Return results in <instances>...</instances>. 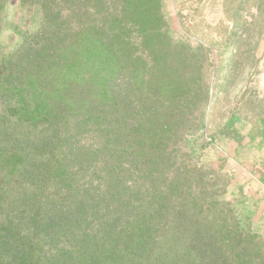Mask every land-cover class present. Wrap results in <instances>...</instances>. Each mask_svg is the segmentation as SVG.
<instances>
[{
    "label": "trees",
    "instance_id": "1",
    "mask_svg": "<svg viewBox=\"0 0 264 264\" xmlns=\"http://www.w3.org/2000/svg\"><path fill=\"white\" fill-rule=\"evenodd\" d=\"M19 1L43 19L0 49V264H264L189 141L210 59L163 0Z\"/></svg>",
    "mask_w": 264,
    "mask_h": 264
},
{
    "label": "rangeland",
    "instance_id": "2",
    "mask_svg": "<svg viewBox=\"0 0 264 264\" xmlns=\"http://www.w3.org/2000/svg\"><path fill=\"white\" fill-rule=\"evenodd\" d=\"M163 12L173 40L201 47L210 59L206 127L189 141L228 180L224 198L242 227L264 237V0H163ZM4 15L0 49L7 55L43 18L19 0Z\"/></svg>",
    "mask_w": 264,
    "mask_h": 264
}]
</instances>
